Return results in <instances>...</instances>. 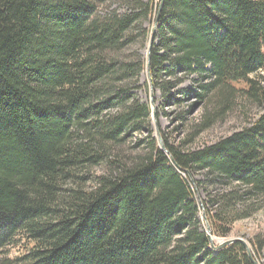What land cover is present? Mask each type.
<instances>
[{
  "label": "trees",
  "instance_id": "1",
  "mask_svg": "<svg viewBox=\"0 0 264 264\" xmlns=\"http://www.w3.org/2000/svg\"><path fill=\"white\" fill-rule=\"evenodd\" d=\"M152 19L162 103L199 99L213 109L202 129L262 112L212 145L160 150L132 93ZM144 130L147 149L128 154ZM250 201L264 202V0H0V264H256L261 237L251 258L210 242L257 211L239 210Z\"/></svg>",
  "mask_w": 264,
  "mask_h": 264
},
{
  "label": "rangeland",
  "instance_id": "2",
  "mask_svg": "<svg viewBox=\"0 0 264 264\" xmlns=\"http://www.w3.org/2000/svg\"><path fill=\"white\" fill-rule=\"evenodd\" d=\"M143 1L147 2L149 0ZM156 3L157 0H154V4ZM111 8L121 13L124 11L123 9H120L122 7L119 8L117 5H114ZM146 27L148 34L151 36L155 27V20L152 19V22H148ZM148 47L149 42L147 39L144 47L140 50L141 56L146 60L148 57ZM129 54L131 53H126V55ZM189 85V82L183 81L180 88L189 89ZM138 86L139 87L135 88L132 93L135 94L142 103L148 102L152 110V119L150 122L151 137L156 139L157 145L158 135L161 137L162 141L166 138L172 146L179 147L183 151H191L193 149H199L212 145L221 138L228 137L229 135L247 127L250 122H252V120L262 112V109L250 108L248 112L244 114V112L240 110L241 108L238 107V109L234 110V112L228 114L222 120L215 122L209 128L202 129L205 114L211 112L213 109L207 107L205 103L197 98L195 99L194 97L182 99L178 104L162 103L160 96L153 91L148 71V63L141 76ZM192 88L194 89L193 91H198L197 87ZM138 142H140V146L136 147ZM147 144L148 135L147 131L144 130L134 134L124 148L130 155L140 154L144 153L142 150L147 149ZM92 172L99 175L100 173H103V168L100 167L93 169ZM188 176V179L192 181L191 176ZM201 177V174L196 175L194 180H202ZM191 183L194 184L193 182ZM192 187L193 193L198 202L199 218L202 222L203 228L205 229L204 222L202 220L203 205L201 202H206L207 193L206 191L199 192L193 185ZM207 190L213 194L219 192L217 187H210ZM246 208H250L251 210L257 209V211L252 213V215L248 218L234 222L231 226V232L227 237L217 238L212 236L211 240L214 246L217 247L223 243L231 241H233V243L240 242L246 248V251L252 254L253 251L251 241L253 238L261 237L264 239V202L259 203L250 201L239 206V210H244ZM22 251L23 249H19V246L15 245L7 247L3 254L8 258L13 259L16 256H20ZM256 264H264V251L261 253L260 257L257 258Z\"/></svg>",
  "mask_w": 264,
  "mask_h": 264
},
{
  "label": "water",
  "instance_id": "3",
  "mask_svg": "<svg viewBox=\"0 0 264 264\" xmlns=\"http://www.w3.org/2000/svg\"><path fill=\"white\" fill-rule=\"evenodd\" d=\"M160 8H161V4H160V6H159V11H160ZM154 32H155V27H154V29H153V31H152V33H151V36H150V41H149V47H148V57H147V61L149 60V55H150V50H151V44H152V40H153V35H154ZM152 89V88H151ZM152 93V92H151ZM158 146H159V148H160V150H162L163 152H167L166 151V149H165V146H164V143H163V141H162V139H161V137L158 135ZM207 231L209 232L210 230H209V228H208V226H207ZM210 242H211V244L213 245V242H212V240H211V238H210ZM233 243V241H231V242H227V243H223V244H221L220 246H214L213 245V247H215L216 249H222V248H224V247H226V246H229L230 244H232ZM248 253V255H249V257L251 258V254H250V252H247Z\"/></svg>",
  "mask_w": 264,
  "mask_h": 264
},
{
  "label": "bare ground",
  "instance_id": "4",
  "mask_svg": "<svg viewBox=\"0 0 264 264\" xmlns=\"http://www.w3.org/2000/svg\"><path fill=\"white\" fill-rule=\"evenodd\" d=\"M149 61V60H148ZM148 61H147V63H148ZM160 149V148H159ZM202 204V203H201ZM202 220H203V222H204V226H205V232H206V234L207 235H209L210 236V231L208 232L207 231V226H208V228H209V225H208V222H207V220H206V215H205V212H204V210L202 209ZM209 230H210V228H209ZM211 238V237H210ZM252 255V254H251Z\"/></svg>",
  "mask_w": 264,
  "mask_h": 264
}]
</instances>
